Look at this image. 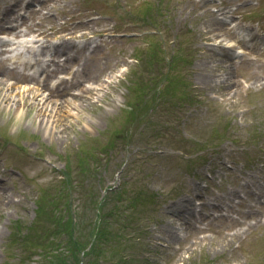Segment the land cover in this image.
<instances>
[{
    "label": "rangeland",
    "instance_id": "rangeland-1",
    "mask_svg": "<svg viewBox=\"0 0 264 264\" xmlns=\"http://www.w3.org/2000/svg\"><path fill=\"white\" fill-rule=\"evenodd\" d=\"M218 1L236 9L234 14L246 31L256 32L255 37L264 34V0ZM210 2L0 0V13L6 5L17 4L21 13L28 10L31 16L26 24L48 29L46 36L50 33L54 42L84 40L85 50L96 38L100 46L85 71L93 79L87 81L84 75L79 80L89 90H82L85 85L75 87L66 98L49 100L42 112L39 104L28 107L30 98L25 106L12 107L28 82L21 80L12 90L7 84L13 79L0 82V264H40L47 244L58 241L75 251L70 235L59 233L68 220H74L66 207L71 205L84 216L76 237L85 238L94 206L104 202L109 187L124 181L128 186L135 181L157 197L137 224L127 225L129 229L136 224L147 251L139 246L99 250L91 245L93 251L85 260L126 264L128 257H134L132 264H197L199 260L264 264V55L255 49L248 60L232 67L221 54H212L208 43H216L213 38L224 29L210 13L214 5ZM144 5H150V16L132 22L133 15L146 10ZM224 38L227 46L237 43L230 36ZM179 40L193 60L189 67H180L194 102L178 110L179 106L162 104L169 102L167 96L154 102L149 96L148 107L130 117L126 102L136 96L127 85L136 55L160 42L171 56ZM259 40L263 42L264 35ZM4 95L13 99L5 102ZM156 129L167 132L165 140L154 139ZM219 132L224 137L219 138ZM85 152L93 157L80 166L77 159L85 158ZM197 154L204 162L190 167L187 161ZM63 173L70 175L68 179ZM45 188L54 198L41 210L38 196ZM173 189L180 195L166 198ZM95 198L99 199L87 210ZM192 206L203 214L197 222ZM56 209L60 211L53 222L48 210ZM29 228L33 232L26 248L12 242Z\"/></svg>",
    "mask_w": 264,
    "mask_h": 264
},
{
    "label": "trees",
    "instance_id": "trees-1",
    "mask_svg": "<svg viewBox=\"0 0 264 264\" xmlns=\"http://www.w3.org/2000/svg\"><path fill=\"white\" fill-rule=\"evenodd\" d=\"M83 157L85 158L82 159L79 158V162L82 161L84 163L85 161H89V158L93 157V154H88L87 152H85L83 154ZM66 176L68 179L70 175L66 174ZM44 193L45 191H43L42 194L40 195L41 199L38 203L40 205L41 210H44V208H46L45 203H50L53 199L52 198L53 195L44 194ZM118 198L122 199L120 195H118ZM97 200H98L97 198L92 199L90 201V205L94 206ZM125 201L126 202H124V206L116 214V219H115V224L117 226L116 229L112 228V224L108 217L109 214H105V215L101 214V211L103 209L101 203L94 206V209L97 210L96 213L97 219L88 222L87 230H86L87 234L86 231L83 233L86 234L85 238L76 237V233L79 232V230L81 229L83 221L81 220L79 223L76 222L75 220L76 210H71V205H69L68 211L70 213V218L72 217L74 218V220L72 221V223L69 222L68 220L67 227L59 231V233L60 234L68 233L70 235L71 240L75 244V251L74 250L70 251L69 249H66L65 248L66 246H63L61 241H58L57 244H47L48 247L45 250L44 263L45 264H81L83 262L85 264H97L92 259H90V257H88V259L85 261L84 258L81 257L82 252L85 251V249L88 247V245L92 242L93 239L95 240L93 245H97L99 250H103L111 247L115 249L117 248V246L119 247L124 246L125 248L134 247L135 249L136 246L141 245V242H138L137 238H133L132 236H130L131 234L130 231L124 232L120 230L122 229V226L124 225L125 222L135 221V213L132 212L126 214L125 211L127 209H130L131 207L134 208L141 204L143 205L147 202V200L144 197V195H142V193H136L133 196L126 198ZM57 211L60 210L56 209L53 212H50L48 210V212L50 213V217L53 219V222H54L55 212ZM113 230H116V233L111 234ZM31 232L33 231H30L25 238L30 239L28 237ZM92 251L93 249L85 252V257L86 255H88V252L92 253ZM133 261H134L133 257H128L126 264H132Z\"/></svg>",
    "mask_w": 264,
    "mask_h": 264
},
{
    "label": "bare ground",
    "instance_id": "bare-ground-1",
    "mask_svg": "<svg viewBox=\"0 0 264 264\" xmlns=\"http://www.w3.org/2000/svg\"><path fill=\"white\" fill-rule=\"evenodd\" d=\"M229 1H231V0H229ZM21 17V16H20ZM3 18H5V17H3ZM22 18V17H21ZM19 19V18H18ZM17 19V20H18ZM16 20V21H17ZM11 23H13V22H11ZM37 34H38V36L39 35H42V34H44V32H40V30H37ZM0 54H3L2 52H0ZM75 60L74 59H72V58H70L69 59V61H68V59H66V62L68 63V65H63V66H61V62H57V61H52V65H54V66H56V67H58V68H55V69H53L52 71L51 70H49L50 71V76H46V78L48 79V80H50V78L56 73V72H59V70H63V71H65L66 73H69L71 70H69L68 69V66H70V65H72V63L74 62ZM7 70V69H6ZM5 70V67H4V63H3V60H1L0 61V82H2V80H8V79H13V82H10V83H8L7 84V89L8 90H12V89H14V87H15V84L16 83H19V82H21V78L20 77H15V76H11V74L10 73H8V72H10V71H6ZM11 71H14V70H11ZM15 72V71H14ZM82 74H84V72L82 73ZM70 75V74H69ZM71 77V76H70ZM76 76H74V78H75ZM89 78L92 80L93 79V77L92 76H89V74H86L85 76H84V79H86L87 81H89ZM82 79H83V77H82ZM30 84H28V85H24L23 87H22V89L20 90V91H18V95H19V100L18 101H15V102H13L12 103V107H14L16 110L19 108V106H21V105H23V106H25L26 105V102H27V100L30 98V99H32V101L28 104V107H30V106H33V105H40V107H39V109H38V111L40 110L41 112L44 110V107H45V105L47 104V103H50V101L49 100H52V101H57V100H60V99H63V98H66L67 96H69L70 94H68V93H66L64 90H60V86L62 85V84H65V83H67V82H69V81H65V80H62V81H60L57 85H56V87H55V91H56V93L58 94V96L57 95H55V94H53V93H49V92H46V90H47V86L46 85H42V86H40V85H37L38 84V81L35 79V78H31L30 79ZM31 84H34V85H37V87L36 86H31ZM85 84L83 83V82H81V81H78V83H75L74 85H73V87L75 88V87H79L80 89L84 86ZM17 87V86H16ZM86 90L87 91V89H88V87H86V85L82 88V90ZM89 90V89H88ZM25 92H33L32 94H31V96L30 95H28V94H26L25 95ZM83 93H85L84 91H83ZM4 99H5V102H7V100H12L13 98L11 97V96H8V95H4ZM39 111V112H40ZM27 113V112H26ZM26 113H25V115H26Z\"/></svg>",
    "mask_w": 264,
    "mask_h": 264
}]
</instances>
